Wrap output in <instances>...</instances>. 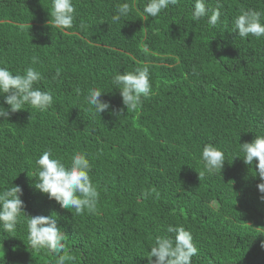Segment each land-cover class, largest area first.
Masks as SVG:
<instances>
[{
    "label": "trees",
    "instance_id": "16d2710c",
    "mask_svg": "<svg viewBox=\"0 0 264 264\" xmlns=\"http://www.w3.org/2000/svg\"><path fill=\"white\" fill-rule=\"evenodd\" d=\"M144 2L73 0V26L61 31L48 25L50 0H0V67L36 68L43 79L35 86L54 100L46 111L26 106L0 122V190L19 186L27 216L57 217L64 264H149L169 226L192 234V264H264L257 162L251 169L237 157L238 143L264 135V37L232 31L242 11L264 12V0H206L220 11L215 27L192 19L194 0L148 21L137 11ZM122 3L135 6L113 23ZM145 64L150 95L127 111L111 80ZM92 88L110 104L100 115L84 100ZM206 144L226 161L221 173L199 178ZM49 149L65 164L76 152L89 160L95 212L77 215L35 190V160ZM27 235L23 216L13 233L0 229V264H56Z\"/></svg>",
    "mask_w": 264,
    "mask_h": 264
},
{
    "label": "clouds",
    "instance_id": "9594fccd",
    "mask_svg": "<svg viewBox=\"0 0 264 264\" xmlns=\"http://www.w3.org/2000/svg\"><path fill=\"white\" fill-rule=\"evenodd\" d=\"M177 0H145L142 9H137L143 21L159 16L170 5H175ZM133 4L122 3L117 6L112 22L117 23L127 17L132 11ZM75 7L73 0H50L48 25L58 30L70 29L74 22ZM192 19L199 21L208 17L207 23L215 27L219 18V9L210 10L206 7V0H194L191 12ZM264 12L249 9L242 11L234 20L233 32L240 38L249 35L264 37V23L261 17ZM144 53H150V48L145 45ZM37 61L33 58L32 63ZM149 65L136 68L134 71L114 75L111 80L113 89L119 92L122 103L127 111H135L140 107L142 98H147L151 92ZM59 75V72H57ZM43 79L41 72L29 66L22 73H13L7 67H0V96L4 97L0 105V122L7 121L12 113L22 111L27 106L33 110L46 111L54 103L52 94L43 91L35 85ZM80 94V89H76ZM100 89H89L84 96L89 105V111L96 114L107 111L110 104L101 99ZM238 158L248 167L255 164V176L260 183L256 185L260 193L259 199L264 202V135H256L250 143L239 144ZM235 157V158H237ZM200 160L203 171L198 173L199 178L205 173L215 174L223 169L226 161L224 153L212 144L203 146ZM36 173L34 188L39 193L46 195L49 200H54L62 209H74L77 215L87 210L95 212L100 193L90 177L91 165L84 154L73 153L67 164L60 158H52L51 149L44 151L36 160ZM22 189L12 184L0 190V229L6 233L16 230L20 218L26 221L28 246L35 250L46 249L56 258V264H64L66 235L57 227V217L27 216L24 212V202L21 199ZM55 217V218H54ZM167 232L172 235L157 236L154 246L150 248L147 257L149 264H192V258L197 256L198 248L193 242L192 234L183 226H169ZM261 247L264 248V242ZM155 258L153 262L152 258Z\"/></svg>",
    "mask_w": 264,
    "mask_h": 264
}]
</instances>
